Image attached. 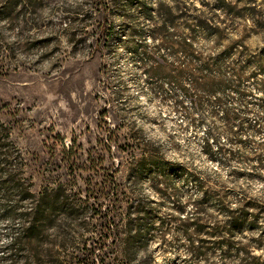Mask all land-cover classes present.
Masks as SVG:
<instances>
[{
    "label": "rangeland",
    "instance_id": "obj_1",
    "mask_svg": "<svg viewBox=\"0 0 264 264\" xmlns=\"http://www.w3.org/2000/svg\"><path fill=\"white\" fill-rule=\"evenodd\" d=\"M25 9L31 12L25 19L0 20V118L22 153L32 192L47 186L60 190L71 208L68 215L47 218L41 244L47 253L27 250L18 264H206L189 259L186 241L176 230L164 244L154 229V238L134 258L123 257L121 245L91 246L107 205L100 193L108 181L127 192L139 191L157 215H176L174 199L189 216L200 193L186 174L226 179L225 167L199 155L200 133L181 131L179 119L146 98L138 56L119 41L129 28L134 34L145 29L149 17L175 28L180 15L213 16L221 21L222 44L238 43L234 51L242 63L264 46V0H33L22 5ZM105 20L106 29L114 28L115 45L101 40ZM248 73L247 86L255 96L252 111L264 115V97L256 88L262 72L251 66ZM140 161L156 163L178 197L155 194L149 171L137 185L128 184L129 170ZM256 175L242 186L247 196L264 201V171ZM7 225L0 221V244L9 239ZM39 244L34 243L35 250ZM252 250L264 260V248ZM209 262L217 264V254Z\"/></svg>",
    "mask_w": 264,
    "mask_h": 264
},
{
    "label": "trees",
    "instance_id": "obj_2",
    "mask_svg": "<svg viewBox=\"0 0 264 264\" xmlns=\"http://www.w3.org/2000/svg\"><path fill=\"white\" fill-rule=\"evenodd\" d=\"M31 2L0 0V20L12 23L25 19L31 12L22 10V5ZM179 18L173 28L165 23L157 25L149 17L145 29L134 34L129 28L119 44L123 49L129 46L138 56L146 98L160 103L169 117L179 119L181 131L200 133L199 155L225 167L226 179L188 172L186 180L200 193L189 216L183 214L185 206L174 199L176 215H157L139 191L127 192L108 181L100 193L107 205L91 246L97 250L105 248L107 242L121 245L122 256L134 258L151 236L154 238L157 228L156 236L164 244L166 235L176 230L186 241L191 261L216 264L209 260L217 254V264H264L252 250L264 248V201L247 196L242 186L258 176L256 172L264 171V139H255L256 135L264 138V115L253 113L255 96L247 86L251 78L248 70L253 66L262 72L263 80L256 88L264 97V46L241 63L234 51L238 43L222 44L218 18ZM100 31L104 44H116L114 28L106 29V20ZM144 33L147 37L141 39ZM136 35L139 40H133ZM25 169L22 153L11 140V128L0 118V221L8 223L5 232L9 236L0 244V264H18L27 250L47 253L41 246L47 218L57 213L68 215L71 208L68 196L60 190L47 186L34 194ZM144 171L154 175L149 180L155 194L178 197V189L153 161L133 166L126 178L128 184L137 185ZM260 180L264 184V177ZM121 202L126 204L122 212ZM39 242L40 252L34 245ZM93 254L90 251L87 258L91 260Z\"/></svg>",
    "mask_w": 264,
    "mask_h": 264
}]
</instances>
